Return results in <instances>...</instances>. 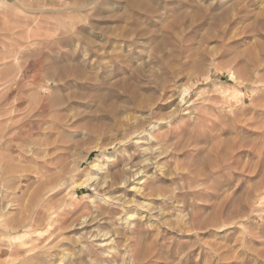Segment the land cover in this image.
<instances>
[{
	"label": "clouds",
	"instance_id": "obj_1",
	"mask_svg": "<svg viewBox=\"0 0 264 264\" xmlns=\"http://www.w3.org/2000/svg\"><path fill=\"white\" fill-rule=\"evenodd\" d=\"M0 264H264V0H0Z\"/></svg>",
	"mask_w": 264,
	"mask_h": 264
}]
</instances>
